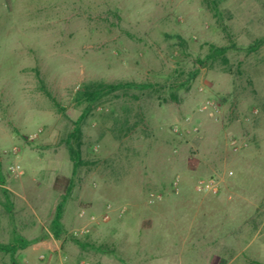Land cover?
<instances>
[{
    "label": "rangeland",
    "instance_id": "rangeland-1",
    "mask_svg": "<svg viewBox=\"0 0 264 264\" xmlns=\"http://www.w3.org/2000/svg\"><path fill=\"white\" fill-rule=\"evenodd\" d=\"M263 37L264 0H0V243L35 240L17 264H264ZM87 82L151 87L94 106L73 174ZM71 177L66 235L42 238Z\"/></svg>",
    "mask_w": 264,
    "mask_h": 264
},
{
    "label": "trees",
    "instance_id": "trees-1",
    "mask_svg": "<svg viewBox=\"0 0 264 264\" xmlns=\"http://www.w3.org/2000/svg\"><path fill=\"white\" fill-rule=\"evenodd\" d=\"M216 6L214 5V8ZM264 43V37L256 40L253 45L250 46L249 50H256L260 45ZM225 48H214V52L219 55H223L225 53ZM181 85V84H180ZM180 85H174L172 89H177ZM151 87L150 84H137L134 82H115V83H105V82H87L83 83L81 89L78 90L73 97V101L75 105H85L81 115L79 118L74 121L73 128L69 132L68 136L65 139L70 160L73 165V174H75L77 168L84 164L82 155H81V147L83 145V134H82V122L84 119L90 114L91 110L94 106L103 100L105 97L121 91V90H147ZM43 93L51 100L54 107L58 112L64 113V110L61 108L59 103L51 96V94L44 89L42 86ZM173 99H176L175 95L172 94ZM0 184L4 185V178L1 172L0 165ZM73 188V179L72 177L65 180V188L64 194L62 195L61 202L56 206L53 218L50 222L49 233L44 237L52 236L53 238L60 240L66 235V229L62 222L63 214H64V202L67 197L70 195ZM40 238V239H42ZM71 240L80 248H85L87 246L92 249L101 251V246H95L93 244H89L86 242H82L79 239L71 236ZM35 240H27L21 237L18 234H14L11 241L8 243H0V253L9 255L11 258L12 264H17L15 257L16 254L20 250L26 249L28 246L33 244Z\"/></svg>",
    "mask_w": 264,
    "mask_h": 264
},
{
    "label": "built area",
    "instance_id": "built-area-1",
    "mask_svg": "<svg viewBox=\"0 0 264 264\" xmlns=\"http://www.w3.org/2000/svg\"><path fill=\"white\" fill-rule=\"evenodd\" d=\"M231 146H232V149L233 151L237 152L241 149V143H239V141L233 139L231 140ZM15 150H13L14 152ZM20 166L17 165V166H13V167H10V172L13 173V174H18L20 173ZM230 176L233 175V173L230 171L228 173ZM195 190L196 191H199V192H207V193H213V194H217L218 191H219V185L218 183L214 180V179H210V180H200L197 182L196 186H195ZM107 209H110V206H107ZM126 208H123L121 210V212H125ZM79 217L84 219L87 217V214L85 211H80L79 213ZM87 219L89 221H95L96 218L95 216H88ZM101 219L102 221H107L109 219V215L107 213L103 214L101 216ZM89 230L86 228V227H82L80 228L78 231L75 232V234H86L88 233Z\"/></svg>",
    "mask_w": 264,
    "mask_h": 264
},
{
    "label": "crops",
    "instance_id": "crops-1",
    "mask_svg": "<svg viewBox=\"0 0 264 264\" xmlns=\"http://www.w3.org/2000/svg\"><path fill=\"white\" fill-rule=\"evenodd\" d=\"M212 264H215V263H212Z\"/></svg>",
    "mask_w": 264,
    "mask_h": 264
}]
</instances>
